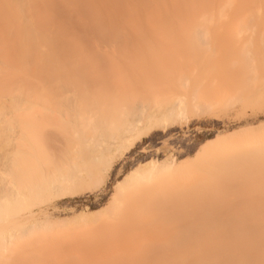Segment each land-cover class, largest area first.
Returning a JSON list of instances; mask_svg holds the SVG:
<instances>
[{"label":"bare ground","instance_id":"1","mask_svg":"<svg viewBox=\"0 0 264 264\" xmlns=\"http://www.w3.org/2000/svg\"><path fill=\"white\" fill-rule=\"evenodd\" d=\"M71 1L0 0V15L5 16L8 31L5 40L24 49L23 57H29L30 48L37 45L66 43L67 39L53 31L44 15L68 9ZM160 2L163 0H129L120 4L126 5L117 8V12L114 7V13L97 28V49L88 50L91 64L84 66V77L44 76L35 90L17 83L11 92L0 93L19 111L16 118L11 107H5L10 110L3 113L0 106V149L4 143L0 155V264L23 263L19 257L37 250L46 232L54 228V222L82 216L78 215L82 214L80 211L62 219L51 215L45 210L47 206L41 207L46 201L99 186L116 159L142 137L178 127L192 116L206 114L217 103L196 99L199 93L195 87L189 90L192 97L187 100L185 93L173 87L169 77L172 67L160 73L154 69L161 48L149 45L148 36L152 31L165 30L161 15L171 6L178 9L176 0L170 6ZM230 2L178 0L181 15L166 21V26L171 30H190L194 43H209L208 29L214 27L212 17ZM238 6L235 4L232 12L238 11ZM235 22L238 21L228 18L221 27L230 28ZM244 26L245 23L237 28ZM93 36L89 35L88 42L95 44ZM42 53L39 51L38 55ZM48 54L55 56L57 52ZM116 64L123 66V74L133 80L132 85L126 87L123 80L111 78L110 68ZM251 129L244 125L216 139L223 141ZM243 145L249 155L237 163L230 160V148L207 153L205 159L223 163L222 170H218L223 175L220 186L209 178V182L195 180L193 166L183 167L185 162L177 161L172 154L162 160L138 163L116 182V197L108 200L107 205L112 208L104 223L115 220L125 197L153 205L150 192L155 190L151 185L159 183L162 187L157 195H164L163 199L173 208H159L161 215L174 219L170 222L175 225L171 236L149 246V255L144 253L147 260L143 258L145 262L141 264H264V219H252L264 217V183L257 185L254 181L264 174V136L251 135ZM205 166L202 171L210 173ZM244 182L249 184L245 187ZM175 183L179 189L173 188ZM250 184L256 186L251 188ZM255 191L262 193L258 203L251 202ZM85 212L84 216L88 213ZM186 217L190 220L183 219Z\"/></svg>","mask_w":264,"mask_h":264},{"label":"rangeland","instance_id":"2","mask_svg":"<svg viewBox=\"0 0 264 264\" xmlns=\"http://www.w3.org/2000/svg\"><path fill=\"white\" fill-rule=\"evenodd\" d=\"M125 1L129 0H123L118 4V0H72L68 9L52 16L44 15L53 31L66 38L67 42L57 46H34L30 48L29 57H23L21 51L24 49L13 44V41L7 43L5 16L0 15V93L11 92L17 83L25 89L35 90L39 88V82L44 76L84 77L86 75L84 66L91 64L88 61V50L97 49L98 26L107 16L114 13V7L116 12L120 6L124 8L126 4H120ZM177 2L178 9L171 6L164 16L161 15L165 19L163 22L165 30H155L156 33L152 31L153 34L150 32L148 36L149 45L151 43V45L155 44L156 48H161L160 54L156 56L154 69L160 73L163 69L172 67L173 71L169 73V77L173 87L176 91L185 93L187 100L192 97L189 90L195 87L199 93L196 99L204 98L211 102L216 100L217 103L206 114L199 117L192 116L188 122H182L181 126L168 131H156L142 137L133 148L116 159L103 177L104 182L99 186L81 190L65 198L55 196L46 201L41 207L47 206L45 210L51 215L62 219L76 211L81 212L82 214L78 215L82 216L54 222V228L46 232V238L36 247L37 250L19 257L24 261L20 264H141L145 262L143 260L146 259L147 254L144 253L150 252L149 246L158 243L159 239H166L172 235L171 230L174 229L175 224L170 221L174 219L161 215L163 212L161 209L172 211V204L163 199L164 195L161 194V197L157 195L162 185L154 183L151 187L155 191L150 192L151 197L154 196L153 201L150 202L153 205H143L141 203L143 200L138 202L132 200L131 196L125 197L124 207L122 204L118 208V213L113 217L115 220L105 224L104 219L109 217L112 208L107 205L108 200L116 197L114 194L116 182L121 181L124 174L138 163L144 164L150 159L162 160L167 154H172L177 161L185 162L183 167L188 164L193 166L194 177H197H193L195 180L198 178V181L215 180L218 185L223 179V175L221 176L218 171L222 170L223 163L211 158L205 159L207 153L215 149L226 151L230 148V160L237 163L238 160L249 155L243 145L244 141L251 135L264 136V0H231L223 7L222 12L219 11L221 14L215 13L214 18L212 17L214 27L208 29V47L205 45L207 43H200L197 40L194 43L190 30L167 28L166 21L179 17L180 4ZM161 3L170 6L172 0H163ZM237 3L240 4L238 11L232 12ZM120 13L119 15L123 14ZM228 18L238 22L230 28L221 27ZM244 23L242 29L237 28ZM147 33L149 34V31ZM92 34L95 37L93 38L95 44H92V41L88 42L89 35ZM39 51L43 53L38 55ZM49 51L57 52V55L52 56L48 54ZM248 67L250 69L252 67V70ZM122 68L123 66L118 64L110 68L111 78L123 80L126 87L132 85L133 80L125 77ZM179 71L182 72L181 75ZM185 77L187 79H183ZM120 86L121 89L128 91ZM0 100L3 113L10 110L5 107H11L14 116L19 118V111L15 105H9L4 96H0ZM262 122L263 124H260ZM244 125H250L252 129L244 134L235 133L223 141L216 139L217 136L226 137L233 130L238 131ZM1 147L3 148L0 149V155L4 152V143ZM202 166L211 172L202 171ZM216 177L219 179L217 180ZM254 181L257 185L263 184L264 174L259 175ZM245 184L249 183L244 182L243 185ZM253 186L256 185L250 184L251 188ZM174 187L179 189L176 183ZM251 196L254 198L251 202L258 203L262 193L255 191ZM135 197L139 198V195ZM119 198H121L120 194ZM37 210L35 208V211ZM84 212H88L87 216H84ZM173 218L178 220L176 217ZM183 219L190 220L189 217ZM252 219L258 221L263 220L264 217L259 215ZM33 243H36L35 238Z\"/></svg>","mask_w":264,"mask_h":264}]
</instances>
